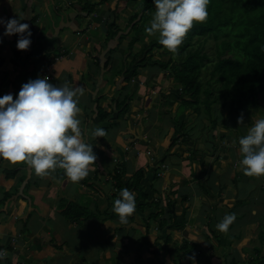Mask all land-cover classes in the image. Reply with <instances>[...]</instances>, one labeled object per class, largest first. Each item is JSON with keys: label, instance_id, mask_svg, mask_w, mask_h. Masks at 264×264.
Listing matches in <instances>:
<instances>
[{"label": "crops", "instance_id": "obj_1", "mask_svg": "<svg viewBox=\"0 0 264 264\" xmlns=\"http://www.w3.org/2000/svg\"><path fill=\"white\" fill-rule=\"evenodd\" d=\"M27 1L19 16L28 24L36 16L31 44L13 59L19 37L7 36L12 41L2 56L10 63L2 65L5 61L0 58V96L13 93L15 98L22 84L37 76H47L58 86L65 82L82 86L78 117L97 159L85 178L73 182L60 167L40 176L25 162L0 158V233H5L0 248L17 252L16 242L26 244L24 234L31 232L35 214L41 217L36 232L61 234L53 237L60 242L53 249L58 258L46 259L41 244L34 248L36 256L26 260L23 245L15 260L5 256L0 264H193L187 255L179 260L184 243L198 246L195 264H230L231 260L264 264V175H246L240 165L238 140L252 126H247V116L240 125L236 112L235 117H227L229 121L198 115L190 108L183 111L172 78L166 72L161 78L156 68L137 69L130 82L115 75L126 59L130 62L138 53L134 48L128 51L131 31L118 24L140 26L141 22L129 19L140 10L134 3L124 2L118 12L113 6H100L99 13L87 19L70 12L71 20L62 17L64 22L47 33L39 23L40 15L48 5L60 9L59 1L66 0ZM0 7L7 19L12 10ZM110 36L114 37L105 41ZM140 43L146 46L147 40ZM159 78L165 79L164 85ZM97 126L106 130L105 137L91 136ZM162 164L166 171L159 169ZM139 170L147 198L139 196V207L127 224H121L110 207L118 192L115 176L122 173L126 178ZM68 204L89 217L70 223L62 214ZM227 213H235L236 218L225 232L216 225ZM8 229L22 234L21 238L13 242L6 235Z\"/></svg>", "mask_w": 264, "mask_h": 264}, {"label": "clouds", "instance_id": "obj_2", "mask_svg": "<svg viewBox=\"0 0 264 264\" xmlns=\"http://www.w3.org/2000/svg\"><path fill=\"white\" fill-rule=\"evenodd\" d=\"M156 10L146 31L159 36V43L168 51L177 53L194 22L208 17L210 0H153ZM22 17H0L4 34H17L16 47L27 49L31 44V29ZM85 89L65 82L62 86L50 82L47 76L29 79L13 93L0 96V158L13 163L25 162L40 176L49 175L57 167L67 177L79 182L89 173L97 156L93 143L85 139L79 98ZM242 123L244 117L238 118ZM92 137H105L106 130L97 126ZM240 165L246 175H264V117L257 119L245 135L239 137ZM135 192L120 189L113 202V211L121 224H127L136 211ZM235 213H227L216 227L227 231L235 220ZM7 255L0 249V261ZM189 259L195 264V257Z\"/></svg>", "mask_w": 264, "mask_h": 264}, {"label": "trees", "instance_id": "obj_3", "mask_svg": "<svg viewBox=\"0 0 264 264\" xmlns=\"http://www.w3.org/2000/svg\"><path fill=\"white\" fill-rule=\"evenodd\" d=\"M109 1L75 0L74 5L82 4L80 13L86 12L89 16L94 12L99 13L100 6L108 7ZM124 1L128 6L134 3L140 7L137 13L130 16L131 23L139 21L145 24L153 18L152 13L156 10L153 0ZM30 19L32 35L34 30L31 24L36 22V16ZM130 25L134 28V36L128 43V51L133 49L136 42L145 40V29L149 26L142 27V35L138 37L142 24ZM111 37L114 36L107 37L105 41ZM209 39L215 42L216 51L212 57L203 52V46ZM153 50L160 51L156 53V60L153 59ZM20 53V49H15L13 59L18 58ZM146 66L156 68L160 73L166 72L172 78L183 111L190 108L198 115L218 116L213 106L219 104L222 110L229 113L246 114L250 107L259 105L260 100L264 103V0H210L207 19L194 22L177 53L164 48L159 39L150 40L132 55L130 62L126 59L115 75L123 76V81L130 82L137 75V69ZM207 67L210 70L207 77L202 79L201 73ZM218 89L220 92L216 96ZM123 176L122 173L119 178L115 176L118 192L114 195L118 196L120 189L127 187L136 193V201L139 196L146 200L147 194L142 185L143 172L139 170L130 177ZM62 214L70 223L89 217L73 204L66 205ZM179 250L183 252L180 251L179 260L185 255L188 258L194 256L196 260L200 252L196 244L187 243ZM230 264H233V260Z\"/></svg>", "mask_w": 264, "mask_h": 264}, {"label": "rangeland", "instance_id": "obj_4", "mask_svg": "<svg viewBox=\"0 0 264 264\" xmlns=\"http://www.w3.org/2000/svg\"><path fill=\"white\" fill-rule=\"evenodd\" d=\"M32 1V0H31ZM35 1H37V0H35ZM42 1V0H41ZM97 1V0H96ZM47 2H49V0L47 1ZM75 2V0H66V3H64V2H60L59 1V6H60V9H58V10H54L53 9V6L52 5H48L47 7H48V10L46 11V12H49V13H47L46 14V12L45 13H43V14H41L40 15V18H39V23H40V25H41V27L43 28H47L48 30H47V33H51L53 30H55V29H57L59 26H60V24H61V22L63 21L64 22V20H62L61 21V19H63L62 17H64L66 20H65V22H67V20H69L70 19V17H71V19L73 18V16L70 14V12H78V14L79 15H81V19H82V17H85V19H87V13L86 12H84V13H80V7L82 8V4L81 5H79L78 7H77V10L75 9V7H74V3ZM125 1L124 0H110L109 1V5L110 6H113V8H114V11L115 12H118L119 11V6H121L123 3H124ZM4 5L5 6V8H6V10H8V11H10V9L12 10V14H9L8 15V18H10V17H18L19 16V11H24L25 12V5L27 4H29V2L27 1V0H0V6L1 5ZM72 5V6H71ZM66 6V7H65ZM28 7V6H27ZM0 9H1V7H0ZM75 9V10H74ZM13 12H14V14H13ZM16 12H18V13H16ZM2 12L0 11V15H1V17H3L4 19H6V15L3 13V14H1ZM73 14V13H72ZM68 15H70L69 17H67ZM152 17H153V13H152ZM32 18V17H31ZM70 19V20H71ZM84 19V18H83ZM29 21V20H28ZM151 21V20H150ZM150 21L149 22H146L145 24L144 23H142L141 22V24H142V26L139 28L140 29V31L138 32V37H140L141 35H142V32H143V30H141V28L142 27H146V26H150ZM49 22H53L54 24H55V26H52L51 28H50V25H49ZM82 23H85V21H82ZM64 24H66V23H64ZM122 28L123 27H125L126 28V31H128V30H130L131 32H130V34H131V37L133 36V34H134V29H133V31H132V29H131V27L132 26H129L128 27V25H124V24H122L121 22H119L118 23ZM140 24V25H141ZM144 25V26H143ZM136 26H138V24L136 25ZM35 27V26H34ZM40 26H38V28H39ZM90 27V26H89ZM84 30H86L85 28H84ZM55 32V31H54ZM69 32V30L66 32V33H68ZM145 36H144V38L147 40V43L150 41V40H156V39H159V36H158V33L157 34H150V33H146V34H144ZM7 36L8 35H5L4 34V25L3 24H0V58H2V59H4V61L6 62H4L2 65H7L8 63H10V61H8V59L6 58V57H4V56H2V54L4 55L6 52H7V50H8V48L6 47V45H7V43L9 42H11L12 40L10 39V38H7ZM10 36V35H9ZM7 41V42H6ZM56 44V43H55ZM133 48H134V50L137 52H139L140 51V49L142 48V43H140V42H136V44H134V46H133ZM9 49H11L10 48V46H9ZM13 51V50H12ZM215 51H216V49H215V42L212 40V39H209L208 41H206V43H205V45L203 46V52L205 53V54H207L209 57H212L213 55H214V53H215ZM157 52H160V51H154L153 50V56L155 57V58H153L154 60H156L157 59ZM12 54H13V52H12ZM6 55V54H5ZM9 56H10V54H9ZM17 61V60H16ZM210 67H207V69L205 68L203 71H202V73H201V78L202 79H204L205 77H207V74H208V72H209V69ZM157 70V69H156ZM0 74H1V71H0ZM165 74V72H162L161 73V78H162V76ZM161 78H159L160 79V81L158 82V83H160L161 85H164V83H165V79L164 80H162ZM219 92H220V90L218 89L216 92H215V95L217 96L218 94H219ZM224 99H226V98H224ZM220 101H223V99H219ZM227 101H228V99H226ZM260 102V104L259 105H257V106H254V107H250L249 109H248V112L245 114V112H242V114L240 113L239 115H238V117L239 116H243L244 118L246 117V121L248 122V125L247 126H249L250 127V124H253L257 119H259V118H261V117H264V103L262 102V100H260L259 101ZM215 109H216V111L218 112V116H222L224 119H228L227 117L229 116V117H232V116H234V112H231V113H229V112H227L225 109L224 110H222L221 109V107H220V105L219 104H217V105H215V106H213ZM178 110H180V109H178ZM221 112V113H220ZM214 115H212L211 114V117H213ZM235 117V116H234ZM229 121H230V119H228ZM227 120V121H228ZM232 120V119H231ZM226 121V120H225ZM228 121V122H229ZM238 122V121H237ZM243 122H244V120H243ZM230 123V122H229ZM229 123H227V124H229ZM238 124H243V123H238ZM230 126V125H229ZM246 126V125H245ZM224 132L226 133H228L229 131L228 130H225L224 129ZM142 139H144L145 140V138L144 137H141ZM140 138V139H141ZM237 139V138H236ZM235 138H234V142H235V140H236ZM131 141H129V143H130ZM223 144H224V142H223ZM159 169H161V167L159 166ZM167 170V169H166ZM11 191L13 192V191H16V188L15 187H12V189H11ZM19 195V197H22V195L21 194H18ZM17 197V196H16ZM17 202V199H15L14 200V202ZM20 203H24V201H20ZM26 204V203H25ZM26 206H28V204L26 205ZM113 205L111 204L110 205V207H112ZM33 213V215H34V212H32ZM43 214V213H42ZM42 214H41V216H42ZM36 215V214H35ZM33 216L32 217V221L30 222V230H31V232H29V233H27V234H24V236H25V240H26V244H22V242L19 240L20 238H21V236H22V234L19 236V232H15V233H12L11 232V230L10 229H8V231L10 232V233H8L7 232V237H9L11 240H13V242L14 241H16V240H19L18 241V243H20V246L22 247L23 245H26L25 246V248L24 249H22V254H24V256H28V257H26V260H30V259H32V258H34L36 255L34 254V248H37V245H38V247H39V245H41V244H44L45 246H44V248H42V250H43V255L44 256H46V259H53V258H58V256H57V254H59V253H55L54 254V251H53V249H54V247L56 246V244H60V242L58 241H55L54 240V238L53 237H56V239H58L59 238V236L61 235L60 233H57V232H55V231H53V233H51V234H47L46 232H44V231H37L36 232V229L39 227L40 229H41V222H40V216H39V214L38 215H36V216ZM17 217V216H16ZM16 217L15 218H11V220L12 221H14V220H16ZM26 218V217H25ZM25 218L23 219V220H25ZM10 224V223H9ZM34 226V227H33ZM2 234H5L4 233V231L2 232ZM2 234L0 233V236H2ZM54 234V235H53ZM263 236H262V240H263ZM1 238H0V244L2 243L1 242ZM252 240V242L254 243V244H256V241L254 240V239H251ZM259 240H260V238H259ZM261 241V240H260ZM15 245H16V247H17V249H18V251L17 252H20L21 251V247L17 244V242L15 243ZM23 248V247H22ZM1 249V248H0ZM25 251V252H24ZM257 251H258V249H257ZM17 252H14V251H12V252H9L8 250H7V255H6V258H12V260L14 259V255L15 254H17ZM28 253V254H27ZM39 254H41V253H39ZM48 254H50L51 255V257H50V255H48ZM48 255V256H47ZM52 255H54V256H52ZM16 256V255H15ZM19 256V255H18ZM34 256V257H33ZM15 260V259H14ZM45 260V259H44ZM54 260H56V259H54ZM259 259H257V260H254L255 262H257ZM27 263V262H26ZM29 263V262H28ZM27 263V264H28ZM30 263H32V262H30Z\"/></svg>", "mask_w": 264, "mask_h": 264}, {"label": "built area", "instance_id": "obj_5", "mask_svg": "<svg viewBox=\"0 0 264 264\" xmlns=\"http://www.w3.org/2000/svg\"><path fill=\"white\" fill-rule=\"evenodd\" d=\"M161 169H162L163 171H166L167 166H166L165 164H162ZM158 176H161V173L158 174ZM19 264H23V263H19Z\"/></svg>", "mask_w": 264, "mask_h": 264}]
</instances>
